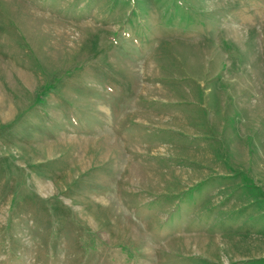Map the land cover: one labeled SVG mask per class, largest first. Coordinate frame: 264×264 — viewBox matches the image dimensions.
<instances>
[{
  "label": "rangeland",
  "instance_id": "rangeland-1",
  "mask_svg": "<svg viewBox=\"0 0 264 264\" xmlns=\"http://www.w3.org/2000/svg\"><path fill=\"white\" fill-rule=\"evenodd\" d=\"M0 264H264V0H0Z\"/></svg>",
  "mask_w": 264,
  "mask_h": 264
}]
</instances>
